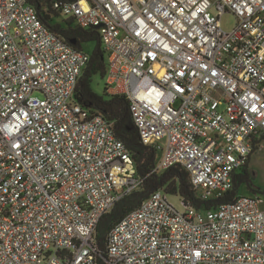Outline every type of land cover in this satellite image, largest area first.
Returning <instances> with one entry per match:
<instances>
[{"label": "built area", "instance_id": "1", "mask_svg": "<svg viewBox=\"0 0 264 264\" xmlns=\"http://www.w3.org/2000/svg\"><path fill=\"white\" fill-rule=\"evenodd\" d=\"M50 8L98 31L106 92L128 99L156 169L181 166L213 205L180 211L158 189L102 249L100 218L144 177L114 122L75 98L91 54L29 0H0V264H264V197L221 201L264 144V0Z\"/></svg>", "mask_w": 264, "mask_h": 264}, {"label": "trees", "instance_id": "2", "mask_svg": "<svg viewBox=\"0 0 264 264\" xmlns=\"http://www.w3.org/2000/svg\"><path fill=\"white\" fill-rule=\"evenodd\" d=\"M29 1L37 6L46 23L75 47L82 48L83 42H96L90 61L78 83L75 98L84 106L99 110L108 120L114 122L118 136L126 143L136 161L138 174L144 177L142 185L118 201L110 212L100 218L97 225L100 247L105 249L106 237L114 225L158 189H163L166 193L177 194L185 203L196 207H211L213 202L201 198L199 191L194 189L191 183L189 173L184 168L174 165L166 169H156L159 152L141 142L138 129L131 116L129 101L124 95L108 94L105 88L102 95L93 90L94 77L101 75L105 78L107 71L106 52L98 31L85 29L76 24L72 25L73 20L71 19L67 20L68 26H63L60 23L53 24L51 15H58V13L51 10V0ZM43 7H48V10H44ZM257 148L258 146H256ZM250 179L249 165H246L236 175L234 189L228 192L221 201L233 200L238 194L239 186L245 182L249 183ZM100 264H104V262L100 261Z\"/></svg>", "mask_w": 264, "mask_h": 264}, {"label": "rangeland", "instance_id": "3", "mask_svg": "<svg viewBox=\"0 0 264 264\" xmlns=\"http://www.w3.org/2000/svg\"><path fill=\"white\" fill-rule=\"evenodd\" d=\"M67 20H69L68 16L64 14L51 15V22L60 23L63 26H68ZM236 22V17L232 13H226L222 17V25L225 29H231ZM76 22L73 21L72 25H75ZM96 47V42L88 41L82 43V48L88 51L90 54ZM107 60V54H106ZM105 78L101 77V75H96L94 77V81L92 83L93 90L102 95L104 94L105 88ZM249 169L251 174V179L249 183H242L239 186L238 194L239 195H255L261 194L264 197V144L261 148L254 151L251 155V159L249 161ZM240 172V171H239ZM169 201L176 206L180 211L184 210V204L181 197L177 194H167Z\"/></svg>", "mask_w": 264, "mask_h": 264}, {"label": "crops", "instance_id": "4", "mask_svg": "<svg viewBox=\"0 0 264 264\" xmlns=\"http://www.w3.org/2000/svg\"><path fill=\"white\" fill-rule=\"evenodd\" d=\"M251 159V158H250Z\"/></svg>", "mask_w": 264, "mask_h": 264}]
</instances>
